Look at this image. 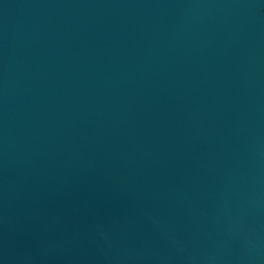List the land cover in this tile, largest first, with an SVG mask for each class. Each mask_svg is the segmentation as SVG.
I'll return each instance as SVG.
<instances>
[{
	"label": "water",
	"instance_id": "obj_1",
	"mask_svg": "<svg viewBox=\"0 0 264 264\" xmlns=\"http://www.w3.org/2000/svg\"><path fill=\"white\" fill-rule=\"evenodd\" d=\"M0 264H264V0H0Z\"/></svg>",
	"mask_w": 264,
	"mask_h": 264
}]
</instances>
